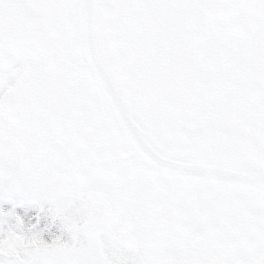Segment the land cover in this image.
Listing matches in <instances>:
<instances>
[{"label": "snow or ice", "instance_id": "snow-or-ice-1", "mask_svg": "<svg viewBox=\"0 0 264 264\" xmlns=\"http://www.w3.org/2000/svg\"><path fill=\"white\" fill-rule=\"evenodd\" d=\"M118 18L147 21L135 30L150 54L190 71L183 166L153 154L98 70L96 31L110 36ZM65 51L116 143L202 198L177 200L163 221L139 202L116 212L96 194L86 107L26 122L23 86ZM17 206L38 209L27 231ZM0 264H264V0H0Z\"/></svg>", "mask_w": 264, "mask_h": 264}, {"label": "rangeland", "instance_id": "rangeland-1", "mask_svg": "<svg viewBox=\"0 0 264 264\" xmlns=\"http://www.w3.org/2000/svg\"><path fill=\"white\" fill-rule=\"evenodd\" d=\"M120 19V26H115L114 24V27L120 31L122 30V36H126V39L123 40L128 42L131 48H128L127 44H123L125 46V52L122 50L120 52L112 51L111 55L114 58L112 67L115 69L119 80L122 82V87L126 96L130 98L134 112L136 110V112L139 113V110L143 109L142 105L139 104L136 98V90L138 89L140 80H142L145 76L147 80H153L152 78H155L157 81L159 80L161 84L166 83L164 86L160 84L159 87L165 88L167 91H172L169 86L170 81L167 80L170 73L169 70L174 71L177 69L178 71L181 69H178L180 67L169 66L166 63L158 61V59L151 55L146 49L144 41L136 35V27H140L142 24L147 26V21L129 18L132 22H130L129 26H125L127 22L124 25H121L123 23V19ZM115 23L117 24L116 20ZM126 30L130 32L126 33ZM96 32L100 47H102V49H108L111 37L102 29H98ZM120 41L123 43L122 40ZM133 42L135 43L133 44ZM136 42L143 44L140 51L136 50L138 46ZM67 55L68 53L66 54V57L72 64H74L73 67L75 69H79L78 66L81 61H79V59L75 56L72 57L70 54L69 56ZM152 65L154 66V68H152L155 73L152 72V68H149V66ZM81 72L84 73L83 71ZM160 78L162 80H160ZM83 100L84 99H81V104ZM68 102L70 112L74 108H77V101L75 97L69 98ZM84 105H86L85 107L87 112L84 120L82 121L83 126L88 125L94 128L98 133L99 141L106 144L108 147L106 156H100L93 152L96 172L101 177L100 183L96 188V194L101 198H112L115 203V211H117L116 207L118 202H121L120 193L122 192L125 203L119 205L120 209L117 212H122L126 206L137 202L154 210L153 213L155 212V209L161 207L164 208V206L168 205L165 195H163L153 184L156 175H152L149 171L146 172L141 167L136 157L131 155L132 152L130 149H122L116 143L109 131L108 124L97 122L95 120V113L99 110V105H96L91 112V102L88 99L85 101ZM175 105L176 107L173 108V112L177 113V117L170 119L166 116L158 118L154 113H147V111H142V114L137 116L140 120V124L148 130L153 137H155V141L158 146L164 148L167 152L171 150L178 152L180 151L179 149L183 147V144L177 136L159 135L157 129L160 125H155V123L162 122L164 121V118H166V122L175 123L176 125L182 126L184 129L185 126H188L190 129L189 122L184 118L181 112L183 105ZM47 207L48 206L45 205V209H47ZM3 208L5 211H9L12 210V205L6 202L4 203ZM15 212L24 218V229L26 231L31 228L32 224L36 223L38 209L29 206H17L15 208ZM6 220L7 223L3 225L5 229H7L10 225L16 226L14 217H7ZM43 227L44 224L41 222L39 228ZM39 228L36 230H39ZM57 235H60V230L58 228H52L51 230L44 231L43 238L51 241V239ZM64 238L68 239L67 235H65Z\"/></svg>", "mask_w": 264, "mask_h": 264}, {"label": "water", "instance_id": "water-1", "mask_svg": "<svg viewBox=\"0 0 264 264\" xmlns=\"http://www.w3.org/2000/svg\"><path fill=\"white\" fill-rule=\"evenodd\" d=\"M94 49H95V44H94ZM95 60H96V63H97V66H98V70L100 73H102V75L104 76L105 78V81H106V84L108 86V88L111 90V93L112 95L116 98V100L119 102V106L121 108V110L123 111L124 115L127 116L128 120L132 123V125L136 128L138 134L140 135L141 139L144 141L145 144H147L149 146V144L147 143V141L144 139L143 135L139 132V130L137 129V127L134 125V123L132 122L130 116H129V113H128V110L124 104V101L122 99V97L120 96V94L118 93L115 85L113 84L111 78L109 77L108 73L106 72L105 68L103 67L102 63L100 62L99 58H98V55H97V52H96V49H95ZM16 96V95H15ZM22 103V105L27 108L28 107V104L26 101H24L23 99H21L20 101ZM150 150L153 152V154L159 159V160H162V161H165L167 162L168 164H171V165H174V166H177V167H180V166H183L184 164H180V163H175V162H172V161H169V160H166L164 158H162L161 156L157 155L153 149L149 146ZM137 153V152H136ZM141 158L142 160L149 166L157 169V164H156V161L152 160L151 158L143 155L142 153H137ZM165 218L164 217H160L159 218V221H163Z\"/></svg>", "mask_w": 264, "mask_h": 264}, {"label": "flooded vegetation", "instance_id": "flooded-vegetation-1", "mask_svg": "<svg viewBox=\"0 0 264 264\" xmlns=\"http://www.w3.org/2000/svg\"><path fill=\"white\" fill-rule=\"evenodd\" d=\"M32 102H33V107H32L33 109L28 122H30L34 116H40V115L48 116L49 108L46 106L45 100H41L39 102H35L33 100Z\"/></svg>", "mask_w": 264, "mask_h": 264}]
</instances>
